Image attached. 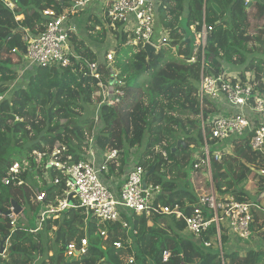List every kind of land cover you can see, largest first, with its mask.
<instances>
[{
    "label": "trees",
    "instance_id": "1",
    "mask_svg": "<svg viewBox=\"0 0 264 264\" xmlns=\"http://www.w3.org/2000/svg\"><path fill=\"white\" fill-rule=\"evenodd\" d=\"M74 1L0 0V241L8 240L9 244L3 245L5 257L0 256V264H124L129 258L136 264H222V259L224 264L226 260L228 264H258L260 254L254 251L244 255L223 252L221 259L214 246L203 245L213 241V230L199 237L188 236L184 222L173 216L132 214L125 218L130 229L124 232L118 225L89 220L83 209L71 207L57 219L43 222L36 232H30L34 227L23 225L19 217L39 207V194L45 195V205L63 199V184L56 193L55 187L44 181V174L48 181L59 175L47 167L52 152L64 148L65 157L84 160L87 136L92 133L99 156L117 151V156L107 161L106 185L117 182L114 189H119L116 180L130 163L126 152L145 144L141 157L131 160L148 173L146 182L161 187L160 204L178 205L189 215L197 195L194 189H182L178 183L187 179L185 170L190 167L196 180L202 181L201 187L209 191L206 166L197 171L193 168L204 157L201 113L205 136L209 137L206 122L217 108L209 101L200 108L201 72L217 76L227 69L244 73L254 68L257 80L264 79V0H169L159 5L156 31L166 39L168 49L161 47L149 61L141 46L125 45L121 27L98 32L95 26L100 22L89 14L84 37L70 33L71 51L80 59H71L67 67L22 72L24 37L45 32L49 17L43 11L52 9L60 15ZM191 24L195 33L206 27L203 51L199 48L194 53ZM107 42L113 45L111 64L105 60ZM87 63L96 65L102 81L109 79L111 65L121 82V87L117 86L124 92L114 106L99 108L96 122L85 116L95 106L93 96L98 92V81L90 75ZM19 79L24 84L14 86ZM260 88L264 89V83ZM180 140L186 148H176ZM210 143L215 145L216 141ZM221 148L227 149L222 159L211 161L215 193L220 198L256 204L264 192V176L258 174L264 169V158L253 152L244 138L226 141ZM191 149L199 151L188 165L194 153ZM35 153H42V158L36 160ZM14 164L19 166L15 180L2 184L4 178L9 179ZM166 171L171 172L170 178ZM12 202L22 209L15 226L7 216ZM100 230L108 232L107 243L99 236ZM83 237L88 241L87 253L72 261L65 256L66 245H79ZM116 241L123 246L115 248ZM225 241L224 235L222 246ZM164 250L170 252L166 262L162 261Z\"/></svg>",
    "mask_w": 264,
    "mask_h": 264
},
{
    "label": "built area",
    "instance_id": "2",
    "mask_svg": "<svg viewBox=\"0 0 264 264\" xmlns=\"http://www.w3.org/2000/svg\"><path fill=\"white\" fill-rule=\"evenodd\" d=\"M169 0H76L70 8L57 15L54 10L43 11V15L49 17L44 33L38 36H25V55L22 72L30 68H46L52 66L67 67L74 57L70 46V33L76 32V20L81 13L88 11L102 25H96V31L104 28H116L118 25L124 33H133L136 40L149 42L156 26L157 8ZM8 6L12 8L11 4ZM19 19V18H18ZM192 28V27H191ZM195 32V28L192 30ZM195 34V50L202 51L206 42V27ZM138 41L127 43L128 46L137 47ZM113 57V52L106 55L108 61ZM194 58H192V61ZM90 75L98 81V92L94 95L95 113L94 122L98 121L99 108L102 105L114 106L124 95L121 82L110 87L107 81H102L96 73V65L88 64ZM264 79L257 80V73L253 68L250 71L228 69L217 76L205 75L201 72L198 88L200 108L204 101L215 105L206 124L210 135L205 136V123L201 113V126L203 135L202 151L204 157L194 165V171L202 166L207 168L209 179V191L201 187L202 181L196 180L195 172L191 175L197 202L191 206V213L184 215L180 206H164L157 201L161 194V187L152 182H146V171L132 160L124 168V174L116 181L119 189H114L115 183L106 185L104 180L107 172V161L117 156V151H107L98 155L94 143V133L87 136L84 160L74 161L71 156L65 157V149H57L52 152L47 167L55 170L59 175L52 181H48L47 174L44 180L55 187V192L61 190L64 185L63 199H57L54 205H45L43 193L36 197V201L42 205L45 211L38 215V229L48 219L55 220L65 210L73 207L80 208L86 214L91 213L100 223L110 227L118 225L124 232L130 229L125 218L132 214H145L146 216L166 215L173 216L176 220H182L185 224V234L199 237L213 230L212 242H204L205 248L214 246L222 259L223 246L221 238L229 235L242 242H250L255 235L252 226L254 214L260 210V206L252 202L239 203L232 198L217 196L213 189L211 179V161H220L227 149L221 148L222 144L232 139H248L250 149L264 158V89L261 90ZM119 87H118V86ZM3 96H0V101ZM216 141L213 145L210 141ZM36 160L42 158V153H35ZM165 158L166 154L163 152ZM19 173L18 164H14L9 170V179L4 178L2 184L8 185L10 180H15ZM264 176V169L258 172ZM113 180V179H112ZM145 181V187L143 182ZM20 185V183H18ZM70 200V203H69ZM10 225L15 226L18 216L9 209ZM224 227V229H223ZM36 229L35 231H37ZM99 236L104 243L109 241L106 230H100ZM113 246L121 248L122 242L116 241ZM65 256L73 258L75 254L81 257L87 253L88 241L86 237L80 239L79 245L75 243L66 245ZM4 256V252L0 255ZM170 258V252H162V261ZM222 264L225 262L222 259ZM124 264H136L133 258Z\"/></svg>",
    "mask_w": 264,
    "mask_h": 264
},
{
    "label": "rangeland",
    "instance_id": "3",
    "mask_svg": "<svg viewBox=\"0 0 264 264\" xmlns=\"http://www.w3.org/2000/svg\"><path fill=\"white\" fill-rule=\"evenodd\" d=\"M12 7H13V5H11ZM88 15H89V12L88 11H84V12H82L81 13V16L79 17V19H78V21H76V32H77V34L79 35V36H83L84 37V35H85V32H84V29H85V26H86V22H87V18H88ZM19 19H21V18H19ZM99 22H100V24L99 25H102L103 26V23L101 22V20L99 19ZM192 27V28H191ZM191 31L195 28V25L194 24H191ZM193 32V31H192ZM193 33H195V32H193ZM113 45H110L108 42H107V44H106V46H104V52L106 53V54H108V53H110V52H113L112 50H113ZM168 45L167 44H163V46H162V49H165V50H167L168 48ZM95 50H96V54L98 53L97 52V48H94ZM174 52V51H173ZM99 54V53H98ZM174 54L172 53L170 56H173ZM99 58L100 59H102V58H104V56L102 57V56H100L99 55ZM105 60H107V59H105ZM165 59L163 58L161 61H164ZM112 61H113V57H112V59L109 61V64H111L112 63ZM110 67H111V65H110ZM236 70H239V69H235L234 71H233V69L232 70H229L230 72H235ZM22 81V79H19L17 82L19 83V84H14V86H21V85H23L24 83H22L21 82ZM94 105H95V102H94ZM94 113H95V106H93L92 107V109L91 108H89V111L88 112H86V117H94ZM187 147V146H186ZM194 147H196V146H194ZM144 148H145V144H144V147L143 148H140V149H135V151H131V152H126V155H127V159H129V161L131 160V159H134L135 157H141V154H142V152H143V150H144ZM156 150V152H159V149L158 148H156L155 149ZM192 150V152H194L193 153V155H191V157H190V159H189V161H188V165L194 160V158H196V155H197V153H198V151H199V149L198 150H196V149H191ZM139 157V158H140ZM167 172V176H168V178H170L171 177V172H169V171H166ZM185 172L187 173V179L185 180V181H183V182H179L178 183V187H180V188H184V189H194L193 188V184H192V181H191V174H192V170H191V168L190 167H187L186 168V170H185ZM194 176H195V174H194ZM37 177H35V179H36ZM38 182L40 181V180H37ZM45 181V180H44ZM178 182V181H177ZM43 182H39V184H42ZM243 186H247V184L246 183H244L243 184ZM260 205L262 206H260V210L259 211H264V200H262L261 202H260ZM38 208H36V209H34V210H26V211H24V213H23V215H21L19 218L21 219V222L23 223V225L24 226H29V227H37L38 226V215L41 213V212H43V211H45V209L44 208H42V205L39 203L38 204ZM87 218L89 219V220H97L95 217H93L92 215H91V213H88L87 214ZM26 224V225H25ZM223 229H224V227H223Z\"/></svg>",
    "mask_w": 264,
    "mask_h": 264
},
{
    "label": "crops",
    "instance_id": "4",
    "mask_svg": "<svg viewBox=\"0 0 264 264\" xmlns=\"http://www.w3.org/2000/svg\"><path fill=\"white\" fill-rule=\"evenodd\" d=\"M114 183L115 185H117V182ZM262 200H264V198ZM256 202L258 206H261L258 200ZM255 215L256 216L254 218V224L252 227L253 230L255 231V235L253 236V239L250 242H242L226 234L225 235L226 241L223 245V252L227 254L232 252H239L241 255H244L248 251L259 252L260 257L258 264H264V211H257ZM36 229H38V226L35 227V230ZM49 255L51 256V253ZM78 258L79 257H77V259Z\"/></svg>",
    "mask_w": 264,
    "mask_h": 264
},
{
    "label": "water",
    "instance_id": "5",
    "mask_svg": "<svg viewBox=\"0 0 264 264\" xmlns=\"http://www.w3.org/2000/svg\"><path fill=\"white\" fill-rule=\"evenodd\" d=\"M142 49L146 53L148 60L150 59L152 54H156L157 53L156 49L154 47H152L151 45H149V44H145L142 47ZM109 71H110V74H109L108 85L109 86H113L115 84V82H116V80H115L116 71L114 69H112V67H109ZM180 145H183V147L186 148V144L183 141H181V140L177 142L176 148H178ZM143 187H145V181L143 182ZM263 198H264V193L258 199V202H260ZM69 203H70V200H69ZM12 209H13V214L16 215V216H18L22 212V209L20 207L16 206L13 202H12ZM9 214H10V212H8L7 215H9ZM3 245H4V241H0V254H2V252H3ZM77 257H78V254H75V256L73 257L72 261H76ZM226 263L228 264L229 261L226 260Z\"/></svg>",
    "mask_w": 264,
    "mask_h": 264
},
{
    "label": "bare ground",
    "instance_id": "6",
    "mask_svg": "<svg viewBox=\"0 0 264 264\" xmlns=\"http://www.w3.org/2000/svg\"><path fill=\"white\" fill-rule=\"evenodd\" d=\"M246 3H248V0H246ZM125 38H126L125 45H127V43L132 42L134 40L138 41L137 42L138 43L137 46L143 47L145 44H149V45H151L152 47H154L156 49V51H157L156 54H158L159 49L163 46V44L164 43L166 44V39L163 38L162 36H160V34L156 31V26L154 27L153 35H152V37H151L149 42H142L141 40H136V37L134 36L133 33H130V34L129 33H125ZM156 54H152V55H156ZM146 57H147V55H146ZM149 60L147 59V61H149Z\"/></svg>",
    "mask_w": 264,
    "mask_h": 264
},
{
    "label": "clouds",
    "instance_id": "7",
    "mask_svg": "<svg viewBox=\"0 0 264 264\" xmlns=\"http://www.w3.org/2000/svg\"><path fill=\"white\" fill-rule=\"evenodd\" d=\"M74 34H75V33H74ZM127 46H128V45H127ZM106 59H107V58H106ZM107 62H109V61L107 60ZM95 71H96V69H95ZM89 73H90V72H89ZM96 73H97V72H96ZM97 74H98V73H97ZM98 75H99V74H98ZM99 76H100V75H99ZM116 76H117V74L115 75V80L117 81ZM100 77H101V76H100ZM101 80H102V78H101ZM108 80H109V79H108ZM108 80H107V83H108ZM115 84H116V82H115ZM115 84H114V85H115ZM114 85H113V86H114ZM110 87H112V86H110ZM93 97H94V96H93ZM93 100H94V99H93ZM162 153H163V152H162ZM146 174H147V175H146V177H147V176H148V173H146ZM166 174H167V173H166ZM167 177H168V176H167ZM256 204H257V202H256ZM9 212H10V211H9ZM17 219H18V218H17ZM42 224H43V223H42ZM22 226H23V225H22ZM41 226H42V225H41ZM41 226H40V228H41ZM23 227H24V226H23ZM40 228H39V229H40ZM39 229H38V230H39ZM38 230H37V231H38ZM30 232H36V231L34 230V231H30ZM4 243H5V246L8 247V245H9V244H8V240H4ZM3 252L5 253V248H4V247H3ZM3 252H2V253H3ZM0 255H1V254H0Z\"/></svg>",
    "mask_w": 264,
    "mask_h": 264
}]
</instances>
